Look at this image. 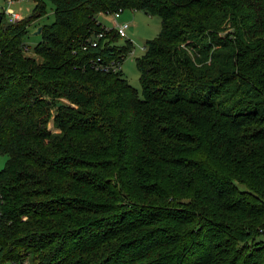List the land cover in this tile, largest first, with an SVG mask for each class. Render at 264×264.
I'll use <instances>...</instances> for the list:
<instances>
[{
	"label": "trees",
	"instance_id": "obj_1",
	"mask_svg": "<svg viewBox=\"0 0 264 264\" xmlns=\"http://www.w3.org/2000/svg\"><path fill=\"white\" fill-rule=\"evenodd\" d=\"M29 1L0 22V264H264V0H46L38 61ZM118 9L160 20L140 93L92 65L131 51L87 44Z\"/></svg>",
	"mask_w": 264,
	"mask_h": 264
},
{
	"label": "rangeland",
	"instance_id": "obj_2",
	"mask_svg": "<svg viewBox=\"0 0 264 264\" xmlns=\"http://www.w3.org/2000/svg\"><path fill=\"white\" fill-rule=\"evenodd\" d=\"M33 2L29 0H15L13 4H8L7 0H0V13L6 12L8 9L19 12L23 18L31 15ZM45 14L31 23L27 28V35L23 39V43L28 47L24 52V56L34 58L38 61V57L33 54V47L40 41V35H34L35 31L44 25H48L53 21V5L49 1H44ZM97 20L106 26H110V22L103 16L98 15ZM119 22L128 23L129 28L126 30L127 39L131 42V54L127 55L121 64V71L127 82L140 93L139 74L135 66V60L143 54L144 43L154 39L160 29V20L156 16L145 14L141 10L125 9L120 14ZM124 40L120 39L116 42V46L120 47L124 44ZM53 112V110H51ZM48 128L53 130L51 121L48 122ZM6 157L0 155V170L5 166ZM29 257V256H28ZM28 260H25L24 264ZM10 264V263H4Z\"/></svg>",
	"mask_w": 264,
	"mask_h": 264
},
{
	"label": "built area",
	"instance_id": "obj_3",
	"mask_svg": "<svg viewBox=\"0 0 264 264\" xmlns=\"http://www.w3.org/2000/svg\"><path fill=\"white\" fill-rule=\"evenodd\" d=\"M15 0H7L8 4H13ZM123 12L122 9H118L117 11L107 13H99L98 15H101L105 17L111 24L110 26L101 25L103 30L93 35L90 39H88L87 44L91 45L92 47H95L98 43V39H100L103 36L104 32L113 31L119 39H126V30L129 28L128 23L119 22L118 19L120 17V14ZM1 17L4 16L5 20L9 23H14L19 20H21L23 17L19 12L13 11L12 9H8L4 13H0ZM2 20V19H1ZM131 54V51L128 53V55ZM121 64L117 60H109V61H102L101 59L97 58L96 61L92 63L93 68L95 70H98L100 72H115L121 69ZM11 264V263H10Z\"/></svg>",
	"mask_w": 264,
	"mask_h": 264
},
{
	"label": "water",
	"instance_id": "obj_4",
	"mask_svg": "<svg viewBox=\"0 0 264 264\" xmlns=\"http://www.w3.org/2000/svg\"><path fill=\"white\" fill-rule=\"evenodd\" d=\"M1 15H0V22H1ZM40 33V27L35 31L34 35H38ZM61 103H57V106H60Z\"/></svg>",
	"mask_w": 264,
	"mask_h": 264
}]
</instances>
